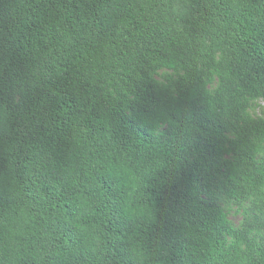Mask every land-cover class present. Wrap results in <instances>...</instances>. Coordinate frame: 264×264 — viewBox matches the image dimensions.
Here are the masks:
<instances>
[{
  "label": "trees",
  "instance_id": "obj_1",
  "mask_svg": "<svg viewBox=\"0 0 264 264\" xmlns=\"http://www.w3.org/2000/svg\"><path fill=\"white\" fill-rule=\"evenodd\" d=\"M0 264H264V0H0Z\"/></svg>",
  "mask_w": 264,
  "mask_h": 264
},
{
  "label": "rangeland",
  "instance_id": "obj_2",
  "mask_svg": "<svg viewBox=\"0 0 264 264\" xmlns=\"http://www.w3.org/2000/svg\"><path fill=\"white\" fill-rule=\"evenodd\" d=\"M230 216H231V218H232L233 220H235V221H237V220L239 219V216H238V215L231 214Z\"/></svg>",
  "mask_w": 264,
  "mask_h": 264
}]
</instances>
